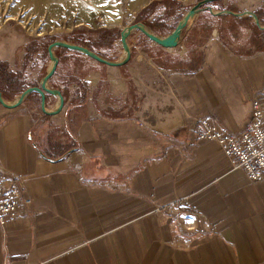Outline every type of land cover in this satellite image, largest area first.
I'll return each instance as SVG.
<instances>
[{
    "label": "crops",
    "instance_id": "1",
    "mask_svg": "<svg viewBox=\"0 0 264 264\" xmlns=\"http://www.w3.org/2000/svg\"><path fill=\"white\" fill-rule=\"evenodd\" d=\"M215 7L176 48L150 43L130 65L107 66L63 159L31 139L25 100L0 105V188L30 201L0 227V264H264V180L253 183L187 124L230 134L250 124L264 89V0ZM99 79L90 73L86 88ZM109 108L133 117H101Z\"/></svg>",
    "mask_w": 264,
    "mask_h": 264
},
{
    "label": "rangeland",
    "instance_id": "2",
    "mask_svg": "<svg viewBox=\"0 0 264 264\" xmlns=\"http://www.w3.org/2000/svg\"><path fill=\"white\" fill-rule=\"evenodd\" d=\"M202 1L204 0H0V69L5 66L8 71L16 74L23 83L24 91L40 87L53 65L48 48L55 42L82 47L88 45V48H84L103 59L113 63L122 62L126 57L121 43V34L125 29L141 23L154 35L167 37L184 16ZM222 1L207 7L218 12L214 8ZM201 13L203 17L211 16L207 12ZM128 43L132 51V58L127 64L130 65L139 52L152 51L150 43L154 42L141 32L134 31ZM53 52L59 60V66L55 78L52 77L54 82L51 80L47 87L62 93L65 99L63 110L58 115H46L41 110V96L37 93L27 97L21 108L33 119L31 139L41 151L54 156L58 141H68L69 145L76 147L77 142L71 132L85 116L83 104L90 97L95 103L98 102L99 95L106 87L107 66L77 52L59 48ZM169 63L171 65V61ZM172 64L181 66L177 62ZM90 73H96L100 78L92 92L85 86V79ZM20 95L3 99L14 104ZM46 97V111L55 112L60 104L59 99L52 95ZM102 110L99 109L101 117H133V113L120 116L118 112H110V108ZM192 121L191 118L188 119L189 128L196 120ZM232 165L234 169L241 170L233 163ZM0 198L19 202L15 216L7 219L4 225L0 224V227L15 221L22 208L30 204V201L23 199L21 190L14 186L0 188Z\"/></svg>",
    "mask_w": 264,
    "mask_h": 264
},
{
    "label": "built area",
    "instance_id": "3",
    "mask_svg": "<svg viewBox=\"0 0 264 264\" xmlns=\"http://www.w3.org/2000/svg\"><path fill=\"white\" fill-rule=\"evenodd\" d=\"M250 124L238 134L225 133L206 120H196L190 125L200 141L217 143L225 156L237 169L258 183L264 180V89L254 94ZM19 202L0 198V224L15 216Z\"/></svg>",
    "mask_w": 264,
    "mask_h": 264
},
{
    "label": "water",
    "instance_id": "4",
    "mask_svg": "<svg viewBox=\"0 0 264 264\" xmlns=\"http://www.w3.org/2000/svg\"><path fill=\"white\" fill-rule=\"evenodd\" d=\"M222 0H204L202 2H199L196 6H194L183 18V20L179 23V25L168 35L167 37H159L157 35H154L147 26L144 24H136L133 26L128 27L125 29L122 34H121V43L123 46V50L126 54L125 59L122 62H109L105 59H103L101 56L98 54L94 53L93 51L84 48L82 46L74 45V44H69V43H64V42H55L52 45L49 46L48 52L50 59L53 63L52 69L46 74V76L43 78L41 86L40 87H32L24 91L18 100L14 104H9L7 103L4 99L3 96L0 92V105H2L4 108L12 110L20 107L24 100L32 93H37L41 96V110L43 113L46 115H58L64 105H65V99L62 95V93L58 90H52L47 87L48 82L52 79V77L55 75L59 60L56 58L54 55V50L56 48H63L67 49L69 51L77 52L80 53L94 61H96L99 64L106 65L109 67H122L125 66L129 63V61L132 58V51L129 46L128 40L130 35L134 31H139L141 32L144 36H146L148 39H150L152 42L156 43L157 45L165 48H176L178 43L177 39L180 36L181 32L188 26V24L201 12H207L210 13L211 15H217L219 12H215L213 10H210L207 6L209 4H212L214 2H219ZM46 95H52L55 96L59 99L60 104L58 106V109L55 112H47L45 109V104H46Z\"/></svg>",
    "mask_w": 264,
    "mask_h": 264
},
{
    "label": "trees",
    "instance_id": "5",
    "mask_svg": "<svg viewBox=\"0 0 264 264\" xmlns=\"http://www.w3.org/2000/svg\"><path fill=\"white\" fill-rule=\"evenodd\" d=\"M112 44V42H111ZM84 47H89L88 45H83ZM108 47L110 46V43L107 45ZM59 49H63V48H59ZM67 50V49H65ZM68 51V50H67ZM76 53V52H73ZM80 54V53H79ZM2 66V65H0ZM4 69H0V92L2 94V96L6 99L11 98L12 96L14 97L15 95H20L23 91H24V87H23V83H21V80L19 79V77L8 71V68L3 66ZM132 89V87H131ZM34 94V93H33ZM33 94H30L28 96V98L32 97ZM135 97V95H134ZM119 115H125L126 113H132V109H129L128 112H126L125 114L121 112H118ZM117 113V114H118ZM131 115V114H130ZM118 118V117H116ZM37 145V144H36ZM58 146L56 147V152L55 155H50L49 153H44L43 151L40 150L41 154L50 160H57V159H63L65 157H67L73 150H75V146L73 147L72 145L68 144V141H58Z\"/></svg>",
    "mask_w": 264,
    "mask_h": 264
},
{
    "label": "bare ground",
    "instance_id": "6",
    "mask_svg": "<svg viewBox=\"0 0 264 264\" xmlns=\"http://www.w3.org/2000/svg\"><path fill=\"white\" fill-rule=\"evenodd\" d=\"M53 65L50 67L52 69Z\"/></svg>",
    "mask_w": 264,
    "mask_h": 264
}]
</instances>
